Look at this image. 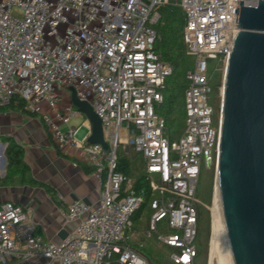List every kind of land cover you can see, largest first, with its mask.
<instances>
[{"label":"built area","instance_id":"built-area-1","mask_svg":"<svg viewBox=\"0 0 264 264\" xmlns=\"http://www.w3.org/2000/svg\"><path fill=\"white\" fill-rule=\"evenodd\" d=\"M167 2L0 0V107L16 97L24 100L60 149L80 152L101 188L97 205L75 201L67 206L63 215L75 227L58 243L36 233L29 207L0 203V264L32 258L59 264H154L130 245L137 233L132 216L146 196L116 171L120 149L129 146L143 155L152 193L146 236L172 248L174 264H195L201 164L218 163L222 132V110L217 115L211 104L209 60L227 63L240 31L238 2L257 6L258 0H177L195 68L187 75L185 126L176 140L156 113L173 73L156 49L158 8ZM69 87L101 119L108 149L88 143L90 126L82 138L84 127L70 126L84 114L72 103ZM161 223L168 232H160ZM138 242L143 247L141 238Z\"/></svg>","mask_w":264,"mask_h":264},{"label":"water","instance_id":"water-1","mask_svg":"<svg viewBox=\"0 0 264 264\" xmlns=\"http://www.w3.org/2000/svg\"><path fill=\"white\" fill-rule=\"evenodd\" d=\"M236 14L240 31L226 63L222 89L216 181L220 229L227 264H264V0H258L257 6L238 2ZM69 90L72 103L90 123L88 143L108 149L101 119L77 97L74 87ZM6 162L3 155L1 170Z\"/></svg>","mask_w":264,"mask_h":264},{"label":"crops","instance_id":"crops-1","mask_svg":"<svg viewBox=\"0 0 264 264\" xmlns=\"http://www.w3.org/2000/svg\"><path fill=\"white\" fill-rule=\"evenodd\" d=\"M83 127L78 135L80 138L87 133V127ZM6 138L15 140L23 147L24 160L31 168L34 178L50 186L56 198L44 186L17 183L0 186V203L13 201L29 207L36 233L45 241L60 242L75 227V223L68 221L63 215L67 206L75 201L95 206L100 201L101 188L93 170L89 169L91 166L81 160L79 151L60 149L41 118L30 112L0 110V146H4L0 154L4 156ZM5 170L6 167L1 170V177L6 175ZM10 264L59 263L32 258L28 261L13 260Z\"/></svg>","mask_w":264,"mask_h":264},{"label":"trees","instance_id":"trees-1","mask_svg":"<svg viewBox=\"0 0 264 264\" xmlns=\"http://www.w3.org/2000/svg\"><path fill=\"white\" fill-rule=\"evenodd\" d=\"M158 10L161 18L157 25H155V28L160 38H158L156 49L161 52L164 61L171 65L173 73L167 80L164 89V102L158 106L157 112L166 121V133L169 138L171 140H176L183 133L185 126V93L188 88L187 75L195 68V60L193 61V56L187 54L186 44L183 39L185 24L184 12L177 3V0H168V2L161 5ZM222 63V58L209 60V80L214 95L212 98V105L217 115H219L221 111V105L219 100L217 102L215 93L219 91L221 81L219 74L217 75L216 67ZM210 65L214 67L211 71ZM8 109L29 112L26 108V102L18 97L14 98L9 105L0 107V110ZM5 142L7 144L5 149V156L7 159L6 175L4 177L0 175V186L14 185L17 183L41 185L56 198L55 192L50 186L34 178L31 168L24 160L23 147L11 138H6ZM89 169L93 170L92 167ZM116 171L131 178L133 180V187L137 192L145 193L146 202L142 208L132 216L135 230L142 231L143 228L148 227L149 219L146 221L144 215L145 213H149L150 215L149 202L152 198L150 185L147 180L146 162L143 155L136 152L131 146L120 149ZM208 194L209 196L211 194V184L208 186ZM198 210L199 221L197 240L204 234H206L208 238L210 222L209 212L205 209L204 205L198 204ZM130 245L135 249L142 250L138 243L135 244L131 242ZM168 248L171 253L173 249L170 247ZM146 256L154 264H161L153 261L147 254ZM199 256L200 247L198 249L197 258Z\"/></svg>","mask_w":264,"mask_h":264},{"label":"rangeland","instance_id":"rangeland-1","mask_svg":"<svg viewBox=\"0 0 264 264\" xmlns=\"http://www.w3.org/2000/svg\"><path fill=\"white\" fill-rule=\"evenodd\" d=\"M48 31V29H46ZM46 39L54 42L53 37L46 36ZM192 60H195V57H192ZM218 67V68H217ZM216 72L217 75L219 74L220 77V88L217 93H215V98L222 107V89H223V82H224V75H225V69H226V62L223 61L222 64L217 65ZM214 67L210 65V71L213 70ZM214 95L211 96V104H212V98ZM68 103V100L65 99V104ZM158 106L156 105V113L158 114ZM216 112V111H215ZM85 126L88 127L90 125L87 117L85 115H82L81 117H76L71 120L70 126ZM1 143V142H0ZM3 154H0V158H2ZM6 171V170H5ZM0 172H2L0 170ZM216 181H217V163H214L208 168L204 161H202L201 164V175H200V181L198 186V192H197V198L199 199V204L204 205L205 209L209 212L210 222H209V234L208 238L206 237V234L202 235L197 241V247L199 249L200 247V256L196 260V264H210V251H211V239H212V218H213V206L215 201V194H216ZM211 184V194L209 196L208 194V186ZM149 213H145L144 217L145 220L148 221L149 219ZM164 223H161L159 225V230L161 233H166L168 230L163 227ZM148 227H145L142 229V231L137 230L136 232V239L133 241V243H138L141 238V241L143 242V247H141L142 253L145 255L147 254L153 261L159 262L161 264H174L170 259V251L169 248L166 247L164 244L159 242L155 237L148 238L145 234ZM142 233V235H141ZM141 235V236H140ZM213 264H221V260L219 257V254H217V257L215 258Z\"/></svg>","mask_w":264,"mask_h":264},{"label":"bare ground","instance_id":"bare-ground-1","mask_svg":"<svg viewBox=\"0 0 264 264\" xmlns=\"http://www.w3.org/2000/svg\"><path fill=\"white\" fill-rule=\"evenodd\" d=\"M213 218H212V239H211V251H210V264H213L217 254H219L221 264L226 263V254L224 252V243L221 232V209L219 208V194L216 190L215 201L213 206Z\"/></svg>","mask_w":264,"mask_h":264}]
</instances>
